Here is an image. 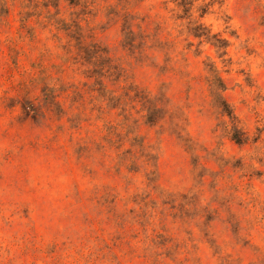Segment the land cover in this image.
Here are the masks:
<instances>
[{
    "label": "rangeland",
    "instance_id": "rangeland-1",
    "mask_svg": "<svg viewBox=\"0 0 264 264\" xmlns=\"http://www.w3.org/2000/svg\"><path fill=\"white\" fill-rule=\"evenodd\" d=\"M0 264H264V0H0Z\"/></svg>",
    "mask_w": 264,
    "mask_h": 264
}]
</instances>
